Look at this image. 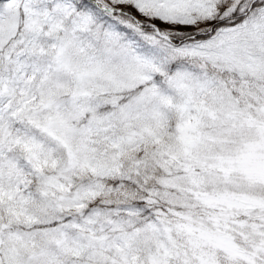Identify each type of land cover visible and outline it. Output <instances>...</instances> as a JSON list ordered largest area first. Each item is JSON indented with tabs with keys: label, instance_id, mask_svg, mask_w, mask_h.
I'll use <instances>...</instances> for the list:
<instances>
[{
	"label": "snow or ice",
	"instance_id": "1",
	"mask_svg": "<svg viewBox=\"0 0 264 264\" xmlns=\"http://www.w3.org/2000/svg\"><path fill=\"white\" fill-rule=\"evenodd\" d=\"M0 264H264V0H0Z\"/></svg>",
	"mask_w": 264,
	"mask_h": 264
}]
</instances>
